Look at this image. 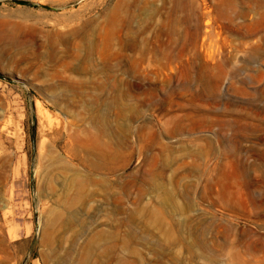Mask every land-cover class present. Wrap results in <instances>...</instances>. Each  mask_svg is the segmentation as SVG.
I'll return each instance as SVG.
<instances>
[{"label": "rangeland", "instance_id": "1", "mask_svg": "<svg viewBox=\"0 0 264 264\" xmlns=\"http://www.w3.org/2000/svg\"><path fill=\"white\" fill-rule=\"evenodd\" d=\"M0 74V264H264V0H0Z\"/></svg>", "mask_w": 264, "mask_h": 264}, {"label": "water", "instance_id": "2", "mask_svg": "<svg viewBox=\"0 0 264 264\" xmlns=\"http://www.w3.org/2000/svg\"><path fill=\"white\" fill-rule=\"evenodd\" d=\"M20 3H22V4H26L27 2L26 1H20ZM45 9H52V8H50V7H44ZM0 78H3V79H6V80H9L7 77H5V76H3V75H1L0 74Z\"/></svg>", "mask_w": 264, "mask_h": 264}, {"label": "bare ground", "instance_id": "3", "mask_svg": "<svg viewBox=\"0 0 264 264\" xmlns=\"http://www.w3.org/2000/svg\"><path fill=\"white\" fill-rule=\"evenodd\" d=\"M250 247V246H249ZM251 248V247H250ZM238 257V256H237ZM248 262V261H247ZM262 262V261H261ZM258 264V263H257Z\"/></svg>", "mask_w": 264, "mask_h": 264}]
</instances>
